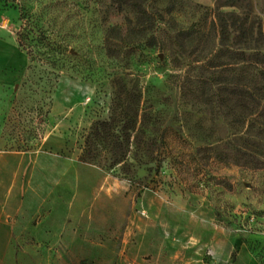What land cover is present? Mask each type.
Returning a JSON list of instances; mask_svg holds the SVG:
<instances>
[{
  "label": "rangeland",
  "instance_id": "1",
  "mask_svg": "<svg viewBox=\"0 0 264 264\" xmlns=\"http://www.w3.org/2000/svg\"><path fill=\"white\" fill-rule=\"evenodd\" d=\"M143 8L0 0V264H264V0ZM129 93L125 165L80 162Z\"/></svg>",
  "mask_w": 264,
  "mask_h": 264
},
{
  "label": "trees",
  "instance_id": "2",
  "mask_svg": "<svg viewBox=\"0 0 264 264\" xmlns=\"http://www.w3.org/2000/svg\"><path fill=\"white\" fill-rule=\"evenodd\" d=\"M117 4L118 8L122 7L129 9L130 13L135 16V19L142 23L149 19L146 10L143 8L145 0H112ZM129 21V19H126ZM186 33L185 35H187ZM243 62V61H242ZM226 61L224 65H228ZM240 73H243L244 63ZM247 85H241V87ZM121 98V96H119ZM219 97H222V92ZM116 102L111 118L108 120L97 121L91 126L90 133L85 139L84 149L80 156V162L100 165L99 148L105 149L108 152V169H112L118 165H125L126 153L128 149V138L124 133L129 130H134L139 117L138 99L133 94H127L125 98ZM120 126V130H116ZM120 133V136H118ZM216 160L226 162L230 159L227 155L216 154Z\"/></svg>",
  "mask_w": 264,
  "mask_h": 264
},
{
  "label": "crops",
  "instance_id": "3",
  "mask_svg": "<svg viewBox=\"0 0 264 264\" xmlns=\"http://www.w3.org/2000/svg\"><path fill=\"white\" fill-rule=\"evenodd\" d=\"M1 62H6V60L4 61V59L1 60ZM18 66V60L15 58L13 60H11L9 67L12 69L14 67ZM14 74H16L15 72H13V74L9 73L8 75L3 74L0 72V84L1 85H8L12 82V78L14 76ZM253 264H258L255 260H253Z\"/></svg>",
  "mask_w": 264,
  "mask_h": 264
}]
</instances>
